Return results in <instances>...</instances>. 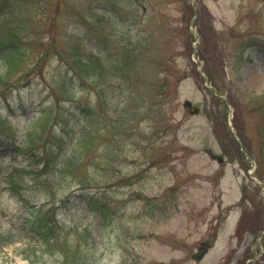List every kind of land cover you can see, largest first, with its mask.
I'll use <instances>...</instances> for the list:
<instances>
[{"label":"rangeland","instance_id":"1","mask_svg":"<svg viewBox=\"0 0 264 264\" xmlns=\"http://www.w3.org/2000/svg\"><path fill=\"white\" fill-rule=\"evenodd\" d=\"M194 2L0 0V264H264V0Z\"/></svg>","mask_w":264,"mask_h":264},{"label":"trees","instance_id":"2","mask_svg":"<svg viewBox=\"0 0 264 264\" xmlns=\"http://www.w3.org/2000/svg\"><path fill=\"white\" fill-rule=\"evenodd\" d=\"M5 23H0V63H4L5 65H9L10 61L7 59V51H5L7 44H13L12 38L8 35V29L6 32V29H4ZM140 45L139 40H133L129 38L127 42L124 43L122 47L113 46L104 39H101L99 41L98 46L104 50H109L110 48H113L115 51V54L119 61V66L117 67L118 70H122V66L125 67V70L128 71V69L132 66L134 62H131V56H124L129 53L131 55L135 54L136 47ZM14 54H17L15 51ZM79 59H76L74 63V67L78 70V72L84 73H91L92 75L96 77H100L102 73V67L92 62L90 57L86 55L85 58L78 57ZM168 60V59H167ZM136 62V61H135ZM117 64V63H116ZM156 68H159L158 71H164V66L161 60L157 61V64H155ZM76 72V71H75ZM126 75L128 73H125ZM164 85H167V82L164 81V79H158L157 80V87L161 88ZM158 104V103H157ZM260 106V105H257ZM255 108V107H254ZM33 172V171H32ZM13 194L18 197L20 202H24L25 204L28 203L27 201H24L22 194H20L19 188L16 185H13ZM94 209H99L97 207H93ZM41 213V210H39ZM38 215L37 218H35V215L31 222V227L33 228V231L36 232V234L42 238V241L44 242L45 247L49 248L51 246L50 243V237H52L53 233V222H50L44 218H41V216ZM40 218V219H39Z\"/></svg>","mask_w":264,"mask_h":264},{"label":"water","instance_id":"3","mask_svg":"<svg viewBox=\"0 0 264 264\" xmlns=\"http://www.w3.org/2000/svg\"><path fill=\"white\" fill-rule=\"evenodd\" d=\"M184 105L187 106V107H191V103L190 102H185ZM196 112H197V110L195 109L194 113H196ZM208 154L210 155L211 158H215L218 161L221 160V157H215V155L211 154L210 152H208ZM202 246H203V248H201L198 251V253L194 255V258L196 260H200L203 257V255L206 253V251H207L208 244L207 243L206 244H202Z\"/></svg>","mask_w":264,"mask_h":264}]
</instances>
